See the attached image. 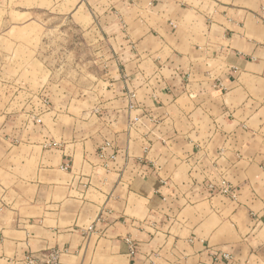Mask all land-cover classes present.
I'll return each instance as SVG.
<instances>
[{
	"label": "crops",
	"instance_id": "crops-1",
	"mask_svg": "<svg viewBox=\"0 0 264 264\" xmlns=\"http://www.w3.org/2000/svg\"><path fill=\"white\" fill-rule=\"evenodd\" d=\"M113 2L96 126L0 160V264H264V0Z\"/></svg>",
	"mask_w": 264,
	"mask_h": 264
},
{
	"label": "rangeland",
	"instance_id": "rangeland-1",
	"mask_svg": "<svg viewBox=\"0 0 264 264\" xmlns=\"http://www.w3.org/2000/svg\"><path fill=\"white\" fill-rule=\"evenodd\" d=\"M113 1L120 0H0V160L9 152L29 173L41 147L27 145L51 148L63 128L79 138L96 126Z\"/></svg>",
	"mask_w": 264,
	"mask_h": 264
},
{
	"label": "built area",
	"instance_id": "built-area-1",
	"mask_svg": "<svg viewBox=\"0 0 264 264\" xmlns=\"http://www.w3.org/2000/svg\"><path fill=\"white\" fill-rule=\"evenodd\" d=\"M109 148H111V144L107 142L105 145L100 147L99 155L102 159L109 158L110 160H115L117 153L114 151L108 153ZM211 188H213V186ZM219 192L229 194L233 193V189H231L226 182H223L221 188H219ZM134 251L135 247L132 246L131 253H134ZM223 257L227 259L231 258L229 254H224ZM23 262L24 264H62L59 258V252L56 250L27 253L23 259Z\"/></svg>",
	"mask_w": 264,
	"mask_h": 264
}]
</instances>
